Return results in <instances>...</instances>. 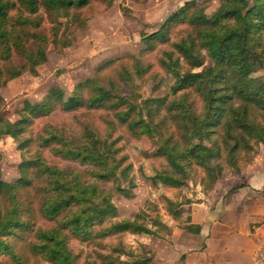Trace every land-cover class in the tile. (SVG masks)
<instances>
[{"label":"trees","instance_id":"16d2710c","mask_svg":"<svg viewBox=\"0 0 264 264\" xmlns=\"http://www.w3.org/2000/svg\"><path fill=\"white\" fill-rule=\"evenodd\" d=\"M113 1L0 0V87L25 71L35 74L48 50L72 45L74 31L86 27L89 7ZM140 42L137 56L104 62L69 94L50 87L39 102L23 101L17 120L0 115V138H12L25 153L17 179L4 181L0 173V264H28L16 242L43 264H151L150 253L121 242L95 259L82 260L70 247L76 241L105 250L103 241L121 234L172 233L157 213L116 221L112 198H131L135 188L121 145L125 135L156 141L153 157L166 167L149 181L170 189L185 186L198 169L211 187L224 164L238 172L258 147L264 149V0H219L210 15L198 1H186ZM150 57L172 78L166 96L141 98L135 91L134 80L151 73ZM159 77L153 75L156 86ZM57 113L85 120L77 131L47 125L32 133L36 121ZM162 201L178 222L180 203ZM37 216L49 227H36ZM182 229L200 232L190 218Z\"/></svg>","mask_w":264,"mask_h":264},{"label":"rangeland","instance_id":"374dc122","mask_svg":"<svg viewBox=\"0 0 264 264\" xmlns=\"http://www.w3.org/2000/svg\"><path fill=\"white\" fill-rule=\"evenodd\" d=\"M186 1L190 0H146L143 3L133 0H114L109 7L93 4L85 11L88 18L86 27L74 31V42L71 46L48 50L46 62L35 68V74L25 71L19 77L0 87L2 98L0 115L10 121H15L19 118L18 111L23 101L39 102L50 87H58L64 93L69 94L79 80L93 77L97 68L104 62L124 59L128 55L137 56L142 48L141 34L156 30L170 13ZM196 1L204 5L207 15H210L219 5V0ZM148 59L153 63L151 73L134 80L135 91L141 98L168 95L172 78L168 75L164 76L157 69L152 57ZM156 72H159L160 76L157 86L153 79ZM79 120H85V117L57 113L47 119L36 121L32 127V133L36 134L47 125L77 131ZM155 142L154 139L147 137L139 139H132L127 135L123 137L121 145L132 165L131 176L135 188L131 198H112L118 211L116 221L132 220L141 212L149 216L157 213L171 230L177 228L186 235L191 233L185 232L182 227L185 226L187 218L191 221L193 208L202 214L207 213L205 221L210 222L221 220L222 211L228 208L229 215L233 218L229 222L233 235L240 232L243 226L250 229L255 225L260 231L259 235L251 241L253 250L256 252L262 247L264 244V149L261 146L254 153L252 161L242 164L238 172L224 164L222 177L211 187L204 185V173L198 169L195 178L187 181L185 186L180 189H170L161 185H153L149 181V177L156 170L166 167L163 159L153 157L156 149ZM24 154L17 149L12 138H0V173L4 181L13 182L17 179V167L25 156ZM234 187L238 188L232 191ZM162 197L180 203L183 213L178 222L173 221L166 213ZM198 211V220H201L202 214ZM36 227H49V224L37 216ZM171 234L157 238L125 233L104 240L103 243L107 246L105 250H99L95 246L90 248L82 246L76 241H71L70 247L74 252L82 253V260L85 256L95 259L98 251L104 255L108 252V247L121 242L126 249L133 252L150 253L152 255L151 264H157L155 259L157 253H167L170 259L173 258L169 247L171 241L166 242L171 240ZM15 247L18 252H23L28 256V264H43L24 251L22 243L16 242ZM120 259L125 260L124 257ZM1 261L6 262L7 260L1 258ZM101 261L97 260V263L105 264Z\"/></svg>","mask_w":264,"mask_h":264},{"label":"crops","instance_id":"0c3cea01","mask_svg":"<svg viewBox=\"0 0 264 264\" xmlns=\"http://www.w3.org/2000/svg\"><path fill=\"white\" fill-rule=\"evenodd\" d=\"M197 211L192 209L191 224L200 226V232L184 235L177 228L172 230L171 240L166 242L171 241L173 258L167 253H157V264H258L251 241L259 235V228L243 226L233 235L229 224L233 218L228 208L222 211L221 220L217 222L205 221L207 213L200 211L202 219L198 220Z\"/></svg>","mask_w":264,"mask_h":264},{"label":"built area","instance_id":"2783aa9c","mask_svg":"<svg viewBox=\"0 0 264 264\" xmlns=\"http://www.w3.org/2000/svg\"><path fill=\"white\" fill-rule=\"evenodd\" d=\"M255 258L258 264H264V244L256 251Z\"/></svg>","mask_w":264,"mask_h":264}]
</instances>
